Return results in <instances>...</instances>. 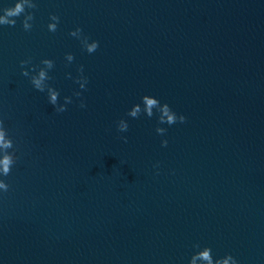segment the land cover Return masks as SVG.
Here are the masks:
<instances>
[{"label": "water", "instance_id": "1", "mask_svg": "<svg viewBox=\"0 0 264 264\" xmlns=\"http://www.w3.org/2000/svg\"><path fill=\"white\" fill-rule=\"evenodd\" d=\"M34 2L30 31L23 15L0 26V120L16 157L0 175V264H188L195 244L264 264V0ZM77 26L95 52L69 35ZM45 57L58 102L72 98L65 112L21 74V60ZM79 65L86 90L66 75ZM143 94L186 121L161 136L155 110L128 116Z\"/></svg>", "mask_w": 264, "mask_h": 264}, {"label": "clouds", "instance_id": "2", "mask_svg": "<svg viewBox=\"0 0 264 264\" xmlns=\"http://www.w3.org/2000/svg\"><path fill=\"white\" fill-rule=\"evenodd\" d=\"M37 7L34 0H12L11 5L9 6H0V26H15L16 17L23 15L21 20V26L25 31H30L32 24L30 23L34 19L32 11L30 9H35ZM59 23V16L56 14L50 13L49 23L47 28L50 32H55ZM69 35L76 37L82 46V48L87 51L89 54L95 52L99 47V42L90 38L83 33V30L77 26L74 29L69 30ZM65 59L67 62L71 63L74 60L72 53H65ZM21 74L23 76L29 77L30 83L32 86L40 91L47 93L48 102L54 107L57 113H62L67 111V105L72 103V98L70 96L63 97V103H59V91L55 89L52 85L48 83L52 77L49 75V70L54 67V61L49 58H42L40 65H32L31 58L21 60ZM28 65L26 69L24 66ZM76 77H72L71 73H66V75L73 79L75 83L78 84L79 88L86 90V85L88 82L87 76L84 75L83 66H77ZM73 96L81 97L80 91H73ZM81 108L86 107L83 99L80 100ZM154 110L157 115L158 124L155 128L157 134L163 136L167 129L159 125L167 124L173 125L177 122L184 123L186 117L183 114H177L166 102H161L156 97L143 94L140 97L139 103H134L127 110V115L132 118H138L141 113L145 114L148 117L154 115ZM116 128L118 132H126L129 129L128 122L121 118L116 121ZM120 139L127 142V137L121 136ZM161 146H167V139H161ZM14 144L12 138L8 135V130L5 128L4 123L0 120V175L7 176L12 170V166L16 161L15 152L8 151L13 149ZM9 185L3 180L0 179V190L7 192ZM194 248L198 250L195 251L188 260V264H196L197 260H201L204 264H237L235 257L231 254L226 253L222 257L213 258L212 250L208 246L201 247L199 244L193 245Z\"/></svg>", "mask_w": 264, "mask_h": 264}]
</instances>
